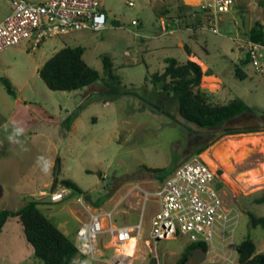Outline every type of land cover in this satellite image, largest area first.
I'll return each mask as SVG.
<instances>
[{
  "label": "rangeland",
  "instance_id": "1",
  "mask_svg": "<svg viewBox=\"0 0 264 264\" xmlns=\"http://www.w3.org/2000/svg\"><path fill=\"white\" fill-rule=\"evenodd\" d=\"M130 1L135 5L130 6ZM102 2L108 15L105 30H84L49 38L35 49L23 42L0 52V209L18 210L28 200H40L41 210L76 245L79 243L76 232L84 219L82 207L73 198L51 203L40 196L41 191L52 190L57 169L60 180L74 182L94 201L107 196L108 200L100 207L109 208L126 196L121 206L126 212L119 216L117 224L127 219L135 223L141 219L143 208L138 210L142 201L138 193L129 195L133 186L155 189L169 175L150 169H177L217 134L189 125L180 115L178 102L152 80L154 74L163 72L166 58L181 62L189 58L187 47H178L180 41L197 56L190 60L200 64L204 71L210 69L216 74L217 78L204 76L202 81V88L213 92L215 100L228 102L241 98L255 109L256 113L240 115L226 127L264 130V72L258 74L251 66L243 67L247 73L244 80L235 73L243 58V49L238 50V45L248 38L255 21L264 19V8L258 0H238L234 11L226 15L220 34L198 27L200 22L194 16L175 19L164 33L161 15L165 16L163 10L172 6L173 0ZM180 7L176 5L175 12H171L173 18ZM11 12V1L0 0V23ZM134 20L137 24H133ZM66 46L84 47V59L102 75L103 60L109 57L113 73L121 81L120 93H109L102 81L72 92L49 89L40 69ZM3 78L10 82L15 94L8 91ZM77 111L80 121L70 135L65 121ZM17 128H22L23 133L14 137L19 141L14 143L9 136ZM247 134V137L224 136L200 154L206 161L203 154L211 150L212 157L220 163L217 171L224 183L221 197L239 215L232 237L234 247L222 250L215 243L216 252L199 248L181 262L191 244L185 238L162 240L151 246L141 239L128 264H152L154 258L159 264H239L236 249L249 235L264 252V229L253 228L251 224V215L264 217V203L255 202V198L262 197L264 184L251 186L254 174H262L264 170V131ZM217 145L222 146L223 154L232 163L228 176L224 175L226 167L219 155L212 151ZM103 175H107L105 180L101 178ZM154 208V203H147L144 237H148ZM103 241L106 243L108 237ZM105 246L100 245L98 260L79 255L73 264H117L114 250ZM0 264H44L35 256L17 218L10 219L0 235Z\"/></svg>",
  "mask_w": 264,
  "mask_h": 264
},
{
  "label": "built area",
  "instance_id": "2",
  "mask_svg": "<svg viewBox=\"0 0 264 264\" xmlns=\"http://www.w3.org/2000/svg\"><path fill=\"white\" fill-rule=\"evenodd\" d=\"M10 1L12 12L0 23V52L23 42L31 44L35 49L49 38L107 28L108 15L102 0ZM237 1L201 0L193 6L197 7L193 13L200 22L197 26L220 34L226 15L234 11ZM129 5L134 6L135 3L130 1ZM133 24H137V21L134 20ZM242 40L244 42L238 45V50L242 48L243 58H249L248 66L258 74L263 73L264 40ZM101 178L105 180L107 175ZM219 181L222 180L218 171L213 170L201 155H195L153 190L134 185L129 195L132 192L138 193L143 204L141 219L135 225L117 224L116 218L123 211L121 206L126 196L109 208L95 207L86 195L64 185H59L50 192H41L40 196L48 198L51 203H61L73 198L88 215L87 220L81 221L76 233L80 255L98 260L100 245L110 244L105 247L114 250L117 264H128L132 257L125 252V245L132 238L138 240L136 251L140 239L151 246L157 241L179 237L190 243L206 245L209 253L217 251L215 243L221 245L222 250H231L234 247L232 237L236 227L235 219L239 215L235 209L225 205L218 188ZM148 202L156 204L157 209L150 221L148 237H144V214ZM104 237H108L106 243L103 241Z\"/></svg>",
  "mask_w": 264,
  "mask_h": 264
},
{
  "label": "trees",
  "instance_id": "3",
  "mask_svg": "<svg viewBox=\"0 0 264 264\" xmlns=\"http://www.w3.org/2000/svg\"><path fill=\"white\" fill-rule=\"evenodd\" d=\"M264 8V0H258ZM197 7L183 5L179 8L180 18L192 17ZM248 39L260 42L264 40V19L256 20L248 31ZM187 47L189 56L192 50ZM86 49L84 47L66 46L56 52L40 69V76L49 89L53 91H77L92 86L98 81H102L109 93L119 94L121 81L113 73V62L109 57L104 58V75L99 70L90 66L84 59ZM249 58L244 57L236 65V76L242 80L247 78V73L243 67L248 66ZM215 73L208 69L204 71L202 66L195 61L187 59L184 62L176 58H167L166 67L162 73L152 76L154 83L159 84L162 91L169 97L176 100L179 105L180 115L188 124L197 126L204 130L217 132L211 142L198 148L194 155H200L207 148L227 135L247 134L260 132L258 128L233 129L226 127V124L248 112L256 113L255 109L249 106L243 99L236 98L228 102L215 100V94L202 88L204 76H211ZM8 91L15 94L10 82L4 79ZM80 111L74 112L66 119L67 130H70L74 121L78 118ZM187 127V126H186ZM191 132L192 129L187 127ZM150 171L155 173H168L170 176L175 168H154ZM221 174L222 171H219ZM59 185L67 186L74 191L86 195L89 202L95 207L108 198L101 196L98 200H93L89 194L82 190L70 180H60L55 176L52 183V190ZM224 187L222 181L218 182V188ZM256 203H264V191L262 197L255 198ZM42 201L31 199L18 210L0 209V235L6 223L17 218L24 227L27 241L33 246L35 256L40 258L44 264H73L79 257V249L71 238L40 208ZM253 228L264 229V217L251 215ZM206 252L207 247L202 243L189 244L184 252L181 262L190 258L197 249ZM239 264H264V252L259 251V242L251 235L247 236L237 248Z\"/></svg>",
  "mask_w": 264,
  "mask_h": 264
},
{
  "label": "bare ground",
  "instance_id": "4",
  "mask_svg": "<svg viewBox=\"0 0 264 264\" xmlns=\"http://www.w3.org/2000/svg\"><path fill=\"white\" fill-rule=\"evenodd\" d=\"M188 4H199L200 3V0H185ZM202 63V62H201ZM203 64V63H202ZM204 65V64H203ZM207 78V77H206ZM208 79V78H207ZM213 79V77H212ZM241 135V134H240ZM249 134H243V136H248ZM251 135V134H250ZM260 136V135H259ZM228 138V137H227ZM244 139V138H243ZM260 139V138H259ZM223 140V139H222ZM226 140V139H225ZM251 140V139H250ZM253 140V139H252ZM228 141V140H227ZM257 143L258 141L255 140ZM262 141V140H261ZM234 143V142H233ZM232 143V144H233ZM238 143V142H237ZM226 146V145H225ZM234 146V145H232ZM237 146V145H236ZM239 146V144H238ZM247 146V145H246ZM250 147V146H249ZM213 150L212 151H215L216 155L218 156L219 155V158L221 159V163L226 167V172L227 174L225 173L224 175L225 176H228V173L231 172L232 170V166L229 162V158L228 157H225V154H223V150H222V146H214L212 148ZM241 149V147H240ZM227 155V154H226ZM203 157L205 158L206 162L211 166V168L213 170H217L220 163L218 161H216L212 155H211V150L209 151H206L204 154H203ZM215 157V156H214ZM249 157V156H248ZM244 158V157H243ZM220 161V160H219ZM233 162V161H232ZM231 182V181H230ZM252 185H259V184H264V170L262 172V174H254L252 180H251ZM243 187V186H242ZM245 187V186H244ZM248 190V189H247ZM138 244V240L136 238H132L126 245H125V252L127 253V255H129L130 257H134L135 256V253H136V246ZM140 253V252H139ZM142 254V253H141ZM145 256V255H144Z\"/></svg>",
  "mask_w": 264,
  "mask_h": 264
},
{
  "label": "crops",
  "instance_id": "5",
  "mask_svg": "<svg viewBox=\"0 0 264 264\" xmlns=\"http://www.w3.org/2000/svg\"><path fill=\"white\" fill-rule=\"evenodd\" d=\"M201 1V0H200ZM183 6V5H187V6H191V7H193V6H195L194 4H188L185 0H173V2H172V6H170V7H167L166 9H164L163 11V13L165 14V16L164 15H161V20H162V30L164 31V33H167L168 32V30H169V27L173 24V23H175L176 22V20L175 19H181L180 18V12L176 15V18H173L172 16H171V12H175V6ZM104 6V5H103ZM105 9V8H104ZM162 14V13H161ZM166 19V20H165ZM198 19V18H197ZM198 22V21H197ZM188 27V29L189 30H192V28H190L189 27V25L187 26ZM164 28H166L167 30L165 31L164 30ZM180 30H181V28H179ZM170 33H173V31H171ZM42 45V44H41ZM184 46H185V42H183V41H180L179 42V44H178V47H180V48H184ZM193 56H195V57H197L196 55H194L193 54V51H192V57L191 56H189V58L188 59H190V58H193ZM167 59V58H166ZM166 59H165V64H166ZM45 64V63H44ZM43 67V66H42ZM166 67V66H165ZM165 69V68H164ZM164 69H163V71H164ZM206 77H213V78H217V76H216V74H214V75H211V76H206ZM72 114V113H71ZM80 114H79V116H78V118L74 121V123H73V125H72V127H71V129L70 130H68V132H69V134L70 135H72V134H74V132H75V130H76V128H77V125H78V123H79V121H80ZM54 164V163H53ZM172 175V174H171ZM166 180V179H165ZM164 181V180H163ZM162 181V182H163ZM161 182V183H162ZM157 186V185H156ZM155 186V187H156ZM41 192H44V191H41ZM40 192V193H41ZM108 200V199H107ZM106 201V200H105ZM104 201V202H105ZM142 201H141V204H140V206L138 207L139 209L138 210H140L141 208H142ZM122 209V208H121ZM156 209H157V206H156V204H155V208H154V212L156 211ZM123 210V209H122ZM125 210H123L122 212H121V214H125ZM139 212V211H138ZM154 212H153V214H154ZM83 215H84V219L82 220V221H84V220H87V218H88V215L86 214V213H82ZM120 214V215H121ZM153 214L151 215V217H150V219H149V221H151V218H152V216H153ZM118 218H119V216L116 218L117 220H118ZM81 223V222H80ZM136 223H138V222H132V221H130L129 219H127V221L126 222H124V223H122L121 225H135ZM145 224L146 223H144V226H145ZM150 225V224H149ZM80 226H81V224H80ZM60 227V226H59ZM61 228V227H60ZM146 231V230H145ZM145 231H144V233H145ZM66 234H67V232H65ZM77 233V232H76ZM143 233V234H144ZM141 240V239H140ZM260 245V244H259ZM236 251H237V249H236ZM260 251V250H259ZM260 252H262V251H260Z\"/></svg>",
  "mask_w": 264,
  "mask_h": 264
},
{
  "label": "clouds",
  "instance_id": "6",
  "mask_svg": "<svg viewBox=\"0 0 264 264\" xmlns=\"http://www.w3.org/2000/svg\"><path fill=\"white\" fill-rule=\"evenodd\" d=\"M22 133H23L22 128L15 129L14 134L12 136H9V140L14 142V143H19V141L17 139H15L14 137H18V136L22 135Z\"/></svg>",
  "mask_w": 264,
  "mask_h": 264
},
{
  "label": "water",
  "instance_id": "7",
  "mask_svg": "<svg viewBox=\"0 0 264 264\" xmlns=\"http://www.w3.org/2000/svg\"><path fill=\"white\" fill-rule=\"evenodd\" d=\"M59 175V169H57V173H56V177H58ZM159 241H157L158 243ZM152 264H157V258H154L153 261H152Z\"/></svg>",
  "mask_w": 264,
  "mask_h": 264
},
{
  "label": "flooded vegetation",
  "instance_id": "8",
  "mask_svg": "<svg viewBox=\"0 0 264 264\" xmlns=\"http://www.w3.org/2000/svg\"><path fill=\"white\" fill-rule=\"evenodd\" d=\"M201 141V140H200ZM202 141H205V139L203 138Z\"/></svg>",
  "mask_w": 264,
  "mask_h": 264
}]
</instances>
